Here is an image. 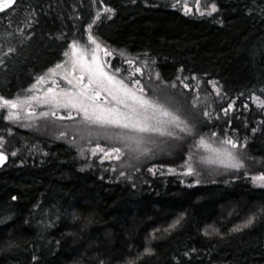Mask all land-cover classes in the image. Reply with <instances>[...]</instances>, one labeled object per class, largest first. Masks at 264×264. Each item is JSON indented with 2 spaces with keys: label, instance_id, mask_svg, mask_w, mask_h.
I'll return each mask as SVG.
<instances>
[{
  "label": "trees",
  "instance_id": "16d2710c",
  "mask_svg": "<svg viewBox=\"0 0 264 264\" xmlns=\"http://www.w3.org/2000/svg\"><path fill=\"white\" fill-rule=\"evenodd\" d=\"M175 1L16 0L0 12V96L26 92L91 28L123 72L135 57L158 82L213 80L222 93L191 143L227 134L242 166L226 158L190 184L167 173L183 160L175 150L150 163L164 171L129 182L64 141L11 134L0 112V144L14 148L0 168V264H264V187L251 181L264 173V0H206L216 10L204 15Z\"/></svg>",
  "mask_w": 264,
  "mask_h": 264
},
{
  "label": "rangeland",
  "instance_id": "374dc122",
  "mask_svg": "<svg viewBox=\"0 0 264 264\" xmlns=\"http://www.w3.org/2000/svg\"><path fill=\"white\" fill-rule=\"evenodd\" d=\"M173 2L176 1L173 0ZM179 4L185 12L194 15L210 14L216 10H213V6L206 0H180ZM74 42L77 49L83 52L79 60L80 53L73 48ZM115 54L117 55L89 28L82 39L72 41L64 60L39 76L26 92L14 97L0 96L2 98L0 112H3L10 122L11 134L19 128L31 132L33 137L36 135L48 140L64 141L72 148L74 147L76 154L81 156L82 160L86 159V164L90 162V165L109 171L108 173L129 182L136 179V175L144 166H149L150 163L165 156L173 157L175 150L181 154L183 160L175 164L173 169L169 170L160 164H152L148 170L156 173L166 168L168 174L177 173L190 184H196L204 180L212 181L211 178L215 177L213 174L223 170L221 168L218 170L215 162L225 163L226 158L230 157L229 153H231L232 162L227 163L236 162L237 159L234 160L232 157L241 150V143H236V140L227 134L221 137L214 134L212 138L200 134L196 142L191 143L190 140L191 135L200 130V123L203 128L207 120L204 118L211 110L212 101L222 93L213 80L180 74L174 82L165 84L158 82L156 71L143 59L138 61L135 57H129L124 60L126 72L121 71L120 68H114L109 57L116 56ZM85 61L95 70V77L84 67ZM100 70L117 81H122L123 85L120 87L129 90L130 94L114 92L110 95L107 90L101 88L95 80L98 78L105 80V83L107 81L100 75ZM90 78L93 79L91 85H89ZM82 91L89 97L99 93L95 100L86 101V103L118 108L124 113H130L132 108L143 112L131 96V93H135L136 96L163 105L168 112L179 119L173 121L170 116L156 112L149 122L154 127L162 128L163 131L138 132L116 125L91 124L84 120V114L78 108L62 107L54 102V98L63 102L67 96H79ZM4 100L16 101L19 106L12 108L4 104ZM125 104L129 107L125 108ZM221 105H218L221 113L227 114L230 109L223 102ZM13 113L17 115L9 119ZM146 114L153 116L151 109ZM229 140L234 143L229 144ZM245 142L246 140L242 141L243 144ZM1 143L5 146L0 144V150L7 152L11 157L12 152L6 148H14L9 142L7 143L6 139ZM113 148H119L120 152H113ZM183 150L184 154L181 153ZM17 153L18 151L14 150L13 156ZM189 168L192 171H189ZM205 170L212 176H201L202 171L207 173ZM262 174L264 173L251 175L254 185L264 187V181L258 179Z\"/></svg>",
  "mask_w": 264,
  "mask_h": 264
},
{
  "label": "snow or ice",
  "instance_id": "6c2138e0",
  "mask_svg": "<svg viewBox=\"0 0 264 264\" xmlns=\"http://www.w3.org/2000/svg\"><path fill=\"white\" fill-rule=\"evenodd\" d=\"M12 3H14V0H0V10H3V8L10 6ZM213 10H215V5H213ZM93 42L95 41L93 40ZM73 48L77 49L75 42L73 43ZM9 51L11 52L13 50L9 49ZM77 51L80 53V55L78 56V60H79L83 56V52L82 50L79 49H77ZM84 67L87 68V70L90 73H92L93 77H95V70L91 68L86 61L84 62ZM82 74H83V69H82ZM100 75L106 78L107 83H105V80H101L98 78L95 80V82L101 88L107 90L110 95H112L114 92H122L125 95L130 94L129 90H127L124 87H120L123 85L122 81H117L114 77L108 76L107 73H103L102 70H100ZM41 79H43V77H41ZM92 83H93V79L90 78L89 85H91ZM137 83L139 82L137 81ZM108 85H111V87H108ZM98 94L99 93H94L91 97H89L86 92L82 91L79 96H67L63 102L54 98V102L57 103L58 106H62V107L71 106L78 108L79 111L83 112L84 120L91 124H97L100 126L116 125L123 128L133 129L138 132L163 131L162 128L154 127L149 122L151 119L154 118V114L156 112H159L161 115L170 116L173 121L179 119L174 114L168 112L163 105H160L152 100L136 96L135 93H131V96L134 100H136L137 105L140 107V109H143V112L138 111L136 108H132V111L130 113H124L121 112L118 108H106V107H101L97 104L86 103V101L95 100L96 95ZM81 97H83V99ZM3 103L12 108H17L19 106L16 101L4 100ZM128 107L129 105L125 104V108ZM149 109L152 110L153 116H149L146 114ZM54 114L55 113H53V115ZM13 115H17V113H13L12 115H10L9 119H12ZM228 143L233 144L234 142L229 140ZM112 151L119 153L120 149L113 148ZM229 156L231 157V153H229ZM117 158H119V156H117ZM4 159H6V157L4 156L3 153H0V163H2ZM232 159L235 160L236 158L232 157ZM231 166L239 168L242 166V162L236 160V162L233 163ZM189 171H192V169L189 168ZM258 179L264 181V174L258 177ZM254 219L255 217L250 218L247 221V224H251Z\"/></svg>",
  "mask_w": 264,
  "mask_h": 264
},
{
  "label": "water",
  "instance_id": "95a60500",
  "mask_svg": "<svg viewBox=\"0 0 264 264\" xmlns=\"http://www.w3.org/2000/svg\"><path fill=\"white\" fill-rule=\"evenodd\" d=\"M15 3H16V0H14V3H12L10 6L3 8V10H0V12H3L5 10L11 8L12 6H14ZM0 153H3L4 156L6 157V159H4L2 163H0V168H1L2 166H4L8 162L9 154L5 151H2V150H0Z\"/></svg>",
  "mask_w": 264,
  "mask_h": 264
}]
</instances>
